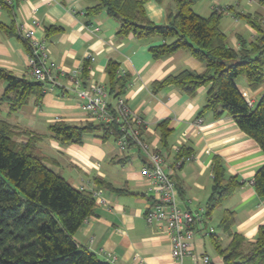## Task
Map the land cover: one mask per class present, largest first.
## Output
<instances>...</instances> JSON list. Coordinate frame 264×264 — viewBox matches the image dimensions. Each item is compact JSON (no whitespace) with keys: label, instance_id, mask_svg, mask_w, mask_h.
Returning <instances> with one entry per match:
<instances>
[{"label":"crops","instance_id":"0c3cea01","mask_svg":"<svg viewBox=\"0 0 264 264\" xmlns=\"http://www.w3.org/2000/svg\"><path fill=\"white\" fill-rule=\"evenodd\" d=\"M0 1V68L13 75L32 81L27 49L18 29L31 28L33 21L38 23L34 37L45 44L51 61L63 72L58 75L61 85H66L67 73L73 70H80L84 87L106 85L108 61L118 64L119 73L129 77L126 103L144 123L142 140L150 151L166 155L164 169L175 182L180 209L204 210L211 192V163L215 156L220 158L226 177H236L241 183L198 228L193 241L197 256L207 255L211 264H223L212 251L210 234L222 247L229 243L230 239L218 228L224 210L234 213L232 231L249 242L255 240L258 228L264 226V198L254 193L252 179L264 166V153L239 130L231 116L224 113L215 118L212 112L202 111L209 85L191 96L172 85L153 88L154 83L183 70L203 73L202 63L184 50L153 59L149 48L161 45L162 39L118 36L119 23L104 12L85 16L86 9L94 5L92 0ZM171 7V0H146L144 12L153 24L165 25ZM192 10L201 17L213 11L223 12L219 29L236 51L240 41L249 43L256 36L237 16L253 14L264 23V7L257 0H194ZM1 26L12 28V34ZM86 61L88 71L82 78ZM236 85L253 106L264 94V80L255 90L241 77L236 79ZM5 87L0 83V94ZM78 104L73 94L55 88L45 91L38 104L31 100L16 112H9V107L1 104L0 119L35 137V147L47 159V167L74 188L103 191L107 204H94V214L74 234L78 246L111 264H171V245L165 232L148 226L144 220L151 203L148 184L140 176L146 155L140 150L120 154L115 141L103 140L99 131L84 134L80 144H62L49 137L48 128L56 122L72 126L92 123ZM162 121H167L169 130L164 142L158 127ZM180 148L190 152L189 159L176 165ZM98 182L109 184L111 189Z\"/></svg>","mask_w":264,"mask_h":264},{"label":"trees","instance_id":"16d2710c","mask_svg":"<svg viewBox=\"0 0 264 264\" xmlns=\"http://www.w3.org/2000/svg\"><path fill=\"white\" fill-rule=\"evenodd\" d=\"M92 1L94 5L86 9L85 16L104 12L119 23L118 36L162 39L161 45L149 48L153 59L184 50L202 63L203 73L183 70L154 83L153 88L158 90L172 85L191 96L209 85L202 111L212 112L215 118L224 113L231 116L239 130L264 153V94L250 108L236 85V79L243 77L247 86L255 90L264 80V23L259 16H237L256 36L249 43L240 41L236 51L219 29L223 12L213 11L201 17L192 10L194 0H171L165 25L148 20L144 12L146 0ZM257 2L264 7V0ZM1 28L12 34V28ZM23 42L28 53L29 44ZM88 64L87 61L83 64L82 78L87 75ZM118 68L112 60L105 68L111 111L114 102L124 97L129 83V77L120 74ZM0 83L6 84L0 94V105L6 104L9 112H16L31 100L38 104L45 94L41 83L17 77L2 68ZM166 124L167 121L158 124L162 142L169 133ZM119 128L113 123L72 126L56 122L49 126L48 133L62 144H80L84 134L95 131L101 133L103 140L112 138L115 141L121 135ZM20 138L25 142H19ZM36 143L30 133L0 119V264H111L74 241V234L94 214L91 192L74 188L47 167V159L36 149ZM189 153L184 148L178 149L175 164L183 162ZM211 174L212 186L204 219L241 185L236 177H226L219 157L212 159ZM99 184L111 189L109 184ZM252 187L257 197L264 198V166L255 172ZM233 225L234 213L224 210L218 228L230 239L225 247L210 234L223 264H264V226L258 228L255 240L249 242L232 231Z\"/></svg>","mask_w":264,"mask_h":264},{"label":"built area","instance_id":"2783aa9c","mask_svg":"<svg viewBox=\"0 0 264 264\" xmlns=\"http://www.w3.org/2000/svg\"><path fill=\"white\" fill-rule=\"evenodd\" d=\"M37 25L38 23L33 21L31 28L18 29L20 37L29 44L28 61L32 81L44 85L45 91L60 88L64 92L73 94L79 102V108L89 121L120 126L121 135L115 140L118 152L124 154L127 151L140 150L146 155V163L140 170V176L148 184L151 203L144 212V220L148 226H156L165 232L171 245V264H211L207 255L197 256L193 249L194 237L205 221L204 210L189 211L179 208L175 182L164 169L166 155L150 151L142 140L143 120L132 112L124 97L114 102L111 111L108 106L106 86L93 84L84 87L80 70L67 73L66 85H61L58 75L63 72L51 61L45 44L34 37V29ZM89 59L92 60L91 57ZM245 101L250 108L253 107L250 100L246 98ZM196 123L200 124L201 120L197 119ZM178 164L180 162L176 163ZM88 191L91 192L94 204L98 206L107 204L102 190L93 188ZM208 233H211V229Z\"/></svg>","mask_w":264,"mask_h":264},{"label":"rangeland","instance_id":"374dc122","mask_svg":"<svg viewBox=\"0 0 264 264\" xmlns=\"http://www.w3.org/2000/svg\"><path fill=\"white\" fill-rule=\"evenodd\" d=\"M241 78H243V77H241ZM209 243H210V242H209ZM210 246H211V248H212V251L215 252V248H214V246L211 245V243H210Z\"/></svg>","mask_w":264,"mask_h":264}]
</instances>
